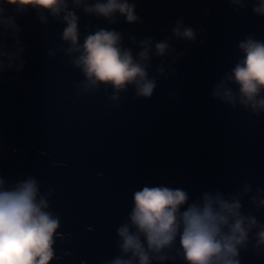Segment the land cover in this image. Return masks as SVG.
Segmentation results:
<instances>
[{
  "label": "water",
  "instance_id": "obj_1",
  "mask_svg": "<svg viewBox=\"0 0 264 264\" xmlns=\"http://www.w3.org/2000/svg\"><path fill=\"white\" fill-rule=\"evenodd\" d=\"M98 2L65 0L53 13L0 0V15L13 21L0 24V181L5 189L36 182V199L58 221L48 264H139L122 249L118 229L130 224L133 193L144 186L180 188L188 202L204 192L236 197L241 214L257 223L235 259L264 264L257 236L264 227V110L242 104L227 80L243 57L239 44L264 43V13L254 11L260 0H126L132 21L91 10ZM68 12L77 44L104 29L119 33L134 58L147 46L150 97L133 85L90 82L76 63L80 51L63 38ZM176 28H190L194 38ZM160 42L168 45L163 55L155 49ZM221 81L232 103L212 94ZM145 250L148 264H187L179 236L158 253Z\"/></svg>",
  "mask_w": 264,
  "mask_h": 264
},
{
  "label": "clouds",
  "instance_id": "obj_2",
  "mask_svg": "<svg viewBox=\"0 0 264 264\" xmlns=\"http://www.w3.org/2000/svg\"><path fill=\"white\" fill-rule=\"evenodd\" d=\"M2 3L17 10L30 6L46 8L53 13L65 7V0H2ZM132 7L126 0H103L91 10L105 16L118 11L132 21L135 19ZM254 11L264 13V0H260V6ZM3 12L4 8L0 7V14ZM64 19L63 38L80 51L76 63L92 84H111L117 90L133 85L136 95H152L155 81L147 73L149 52L146 45L137 54L138 58H134L128 49L121 48L119 33L104 29L87 35L83 44H77L76 17L68 12ZM0 24L5 28L13 26L12 17L5 19L0 15ZM174 32L188 40L194 38L190 28L183 31L176 28ZM167 47L164 42L157 43V55H163ZM239 48L243 57L232 68L227 80L238 86L242 104L251 106L254 111L264 110V96L260 95L264 92V43L247 39ZM2 55L4 53H0ZM212 94L229 103L234 100L233 91L223 81ZM36 196L37 186L32 179L9 189L0 181V264H48L52 258V235L58 221L44 211V200H37ZM132 199L130 224L121 226L118 234L122 249L138 257L139 264L149 262L145 244L148 250L158 253L172 245L177 236L187 264H239L235 259L237 246L244 245L248 232L257 223L253 217L241 214V204L236 197L225 199L219 193L204 192L198 202H188L187 192L180 188L144 186L133 193ZM260 203L264 204V200ZM257 236L258 243L264 244V227ZM113 264L131 262L116 259Z\"/></svg>",
  "mask_w": 264,
  "mask_h": 264
}]
</instances>
